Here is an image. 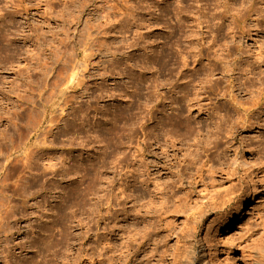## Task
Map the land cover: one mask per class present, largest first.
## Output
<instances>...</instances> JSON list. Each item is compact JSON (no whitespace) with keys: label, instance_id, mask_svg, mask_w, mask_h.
<instances>
[{"label":"rangeland","instance_id":"1","mask_svg":"<svg viewBox=\"0 0 264 264\" xmlns=\"http://www.w3.org/2000/svg\"><path fill=\"white\" fill-rule=\"evenodd\" d=\"M263 214L264 0H0L11 264H243Z\"/></svg>","mask_w":264,"mask_h":264},{"label":"bare ground","instance_id":"2","mask_svg":"<svg viewBox=\"0 0 264 264\" xmlns=\"http://www.w3.org/2000/svg\"><path fill=\"white\" fill-rule=\"evenodd\" d=\"M196 56H199L200 59L202 58V56L199 55V54L196 55ZM247 67H249V65ZM245 70L248 71L249 73L252 72L251 69L245 68ZM242 84H243V86L245 85L244 88H248L246 80H244L242 82ZM237 103H238V106H240V104H242L241 102L240 103L237 102ZM232 104L234 106H236L234 104V102ZM256 106H260V103L258 101H256L255 103H253L250 107H247L246 109H247V111H251V109H254V107H256ZM219 108H220V106H219ZM242 122H246V120H243ZM181 123H183V122L180 120L179 124H181ZM57 172H58V169H54V170L50 171V173L53 174V175H56ZM46 173L47 172L44 171V172H42L41 175L44 176V175H46ZM245 191L243 190L238 195V197L236 196L237 198L235 199L234 204L232 206H230L229 208L224 210V212H223V216H224L223 221L226 220V222H229L231 219H233L235 216H237L238 214H240V212H242L244 210V207H245L246 204H249L251 202H255L256 201V191L257 190L255 189V187H253L251 190H249L250 200H249L248 203L246 201L247 191L246 192ZM223 221H221L220 227H222ZM18 222H19V219H15L13 221L14 224H17ZM249 230L250 229H248V231ZM66 241L68 243V240H65L64 242H66ZM61 242H62V238L55 239V240H47V241H44L43 244L45 246H50V245H59ZM247 244L249 246L248 252H245L246 251L245 247H243V249L241 250V253L243 255L242 263L243 264H264V262L258 261L255 258L256 256H260V257L264 258V214L261 215L258 219H256L254 227H252V229L249 231V237H248V240H247ZM2 252L3 251H1V253H0V261L3 262L4 264H11L12 261L9 258L10 255L9 254L3 255ZM78 254L80 255V253H78ZM77 256H74V258H73L74 260L71 261L72 264H75L76 261H78ZM239 260H240L239 258H236V259L234 258V260H233L234 264H239ZM224 261L225 262L223 264H231V260H230L229 256H225L224 257ZM29 264H47V261L45 259L38 260V259L35 258V256L34 257L31 256L30 259H29Z\"/></svg>","mask_w":264,"mask_h":264}]
</instances>
